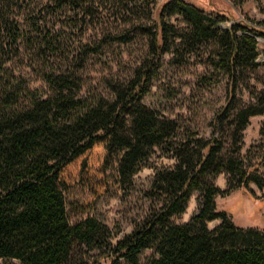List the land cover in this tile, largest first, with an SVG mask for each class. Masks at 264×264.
<instances>
[{
	"label": "trees",
	"instance_id": "obj_1",
	"mask_svg": "<svg viewBox=\"0 0 264 264\" xmlns=\"http://www.w3.org/2000/svg\"><path fill=\"white\" fill-rule=\"evenodd\" d=\"M57 2L84 13L104 5L128 23L104 32L91 50L115 40L128 43L133 35L147 36V56L157 59L211 45L217 65L232 82V98L240 72L258 63V38H264V26L258 22L232 19L221 27L220 21L229 16L189 0ZM15 3L0 0V73L7 68L2 57L19 49V40L27 39L32 46L51 42L46 35L31 36L11 11ZM145 64L128 80L111 82L112 96L86 97L72 74L52 71L43 76L51 87L48 94L28 89L26 96L13 90L0 95V257L17 258L23 264H67L75 243L107 247L110 229L100 219L69 220L63 168L88 152L82 162V182H94L99 168L107 167L115 185L125 187L160 147L176 157L173 166L155 173L147 191L161 204L117 240L110 264H118L121 256L136 262L145 248L153 249L147 264H264V230L236 224L216 203L218 194L236 186L249 188L251 180L264 187V178L252 173L239 156L243 131L252 116L264 113V104L247 103L235 109L228 122L232 139L228 149L215 134L177 140V120L142 100L152 77L150 65ZM230 111L225 107L219 112L216 124L222 125ZM220 172H227L229 188L211 181L210 176ZM194 190H200L199 211L187 221H173ZM216 218L220 221L210 227L208 222Z\"/></svg>",
	"mask_w": 264,
	"mask_h": 264
},
{
	"label": "rangeland",
	"instance_id": "obj_2",
	"mask_svg": "<svg viewBox=\"0 0 264 264\" xmlns=\"http://www.w3.org/2000/svg\"><path fill=\"white\" fill-rule=\"evenodd\" d=\"M102 0H97L98 3ZM161 0H158V3ZM214 14L225 13L229 18L220 21L221 27L232 19H250L264 26V0H189ZM157 3V4H158ZM155 5V8L157 7ZM88 13L59 6L57 0H17L11 7L31 36L46 35L51 42L32 46L27 39L19 40V49H11L6 57L5 70L0 73V95L6 90L26 96L27 90L48 94L51 87L44 72L70 73L77 81L80 94L92 97L97 94L112 96L110 83L128 80L135 69L150 65L152 77L143 101L160 114L175 118L179 124L177 140L210 137L215 134L231 147V129L228 122L235 109L243 104H264V38H258L257 64H249L240 72L239 82L232 98V82L228 73L220 68L211 45L193 52L161 58L147 56V36L133 35L128 43L113 41L100 49L91 50L106 31H116L128 25L115 10L97 5ZM175 16L173 17V19ZM175 20V19H174ZM178 21V19L176 20ZM228 107L231 111L222 125L216 124L217 114ZM85 152L69 162L62 171L67 215L71 222L95 216L110 229V244L103 248H89L75 243L67 264L80 260L89 264H110L115 257L113 247L117 240L143 222L161 202L147 195L155 173L162 167L173 166L176 157L171 152L156 147L143 166L125 187L115 185L107 167L99 168L95 181H81ZM239 156L252 173L264 178V113L251 117L243 131ZM211 181L229 188L227 172H220ZM264 183V179L262 181ZM217 209L226 210L238 225L257 226L264 230V187L249 181V188L236 186L228 193L216 196ZM200 190H194L183 212L172 216L184 222L199 211ZM220 219L210 220L214 227ZM153 254L145 248L136 262L125 256L118 264H147ZM0 264H23L12 257H0Z\"/></svg>",
	"mask_w": 264,
	"mask_h": 264
},
{
	"label": "built area",
	"instance_id": "obj_3",
	"mask_svg": "<svg viewBox=\"0 0 264 264\" xmlns=\"http://www.w3.org/2000/svg\"><path fill=\"white\" fill-rule=\"evenodd\" d=\"M260 38V37H259Z\"/></svg>",
	"mask_w": 264,
	"mask_h": 264
}]
</instances>
